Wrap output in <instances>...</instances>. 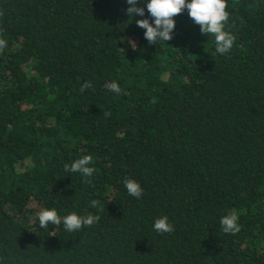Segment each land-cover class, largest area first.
Segmentation results:
<instances>
[{"label":"trees","instance_id":"16d2710c","mask_svg":"<svg viewBox=\"0 0 264 264\" xmlns=\"http://www.w3.org/2000/svg\"><path fill=\"white\" fill-rule=\"evenodd\" d=\"M0 264H264V0H0Z\"/></svg>","mask_w":264,"mask_h":264}]
</instances>
